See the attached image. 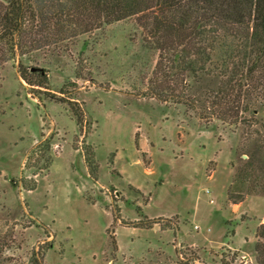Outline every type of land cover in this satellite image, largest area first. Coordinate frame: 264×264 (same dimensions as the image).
I'll return each mask as SVG.
<instances>
[{
	"label": "rangeland",
	"instance_id": "1",
	"mask_svg": "<svg viewBox=\"0 0 264 264\" xmlns=\"http://www.w3.org/2000/svg\"><path fill=\"white\" fill-rule=\"evenodd\" d=\"M155 54L127 19L33 51L47 87L1 68L0 264L44 243L43 264H256L264 101L244 123L202 119L150 92Z\"/></svg>",
	"mask_w": 264,
	"mask_h": 264
},
{
	"label": "trees",
	"instance_id": "2",
	"mask_svg": "<svg viewBox=\"0 0 264 264\" xmlns=\"http://www.w3.org/2000/svg\"><path fill=\"white\" fill-rule=\"evenodd\" d=\"M127 19L156 53L152 94L166 101L170 95L200 118L228 124L244 123L258 111L254 105L264 101V0H0V70L18 61L28 84L47 87V75L27 65L33 51L51 38L69 40ZM176 52L179 62L170 68ZM69 102L82 126L83 110ZM90 168L97 176L92 160ZM258 237L256 264H264V223ZM50 246L33 250L29 263L43 264Z\"/></svg>",
	"mask_w": 264,
	"mask_h": 264
},
{
	"label": "water",
	"instance_id": "3",
	"mask_svg": "<svg viewBox=\"0 0 264 264\" xmlns=\"http://www.w3.org/2000/svg\"><path fill=\"white\" fill-rule=\"evenodd\" d=\"M37 69H40V67L35 66V67L32 68L33 71H34V70H37ZM40 70H41V69H40ZM41 71L44 72L43 70H41Z\"/></svg>",
	"mask_w": 264,
	"mask_h": 264
}]
</instances>
